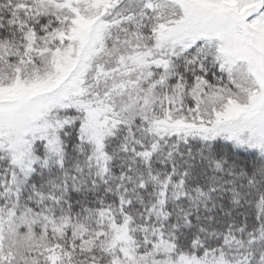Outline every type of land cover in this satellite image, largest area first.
<instances>
[{
    "label": "snow or ice",
    "instance_id": "1",
    "mask_svg": "<svg viewBox=\"0 0 264 264\" xmlns=\"http://www.w3.org/2000/svg\"><path fill=\"white\" fill-rule=\"evenodd\" d=\"M0 264H264V0H0Z\"/></svg>",
    "mask_w": 264,
    "mask_h": 264
}]
</instances>
